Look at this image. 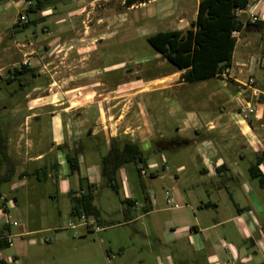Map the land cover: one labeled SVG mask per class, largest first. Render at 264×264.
<instances>
[{
	"label": "crops",
	"instance_id": "crops-1",
	"mask_svg": "<svg viewBox=\"0 0 264 264\" xmlns=\"http://www.w3.org/2000/svg\"><path fill=\"white\" fill-rule=\"evenodd\" d=\"M247 7L240 13L244 23L243 31L260 32L261 38L264 37V0H251ZM73 13L81 16L82 9ZM43 14L48 16L51 13L44 10ZM251 14L258 16L261 27L252 22ZM251 26L257 29L250 30ZM76 32L78 40L70 44L63 54H56V50L60 46L66 47V44L38 47L34 41H28L17 43L21 55L20 66L18 62H0V77L8 75V82L18 79V76H26L20 88H15L11 93V96L17 97L14 98L16 101L9 104L0 100V127L7 144L6 154L0 160V195L5 198L1 189L8 186L14 199V208L11 209H17L21 205L18 192L23 188L29 190L32 186L37 188L41 180H44L49 188L47 194L40 192L42 199L29 200V206L39 209L38 216L42 219L45 215L42 206L46 204L43 196L55 198V203L59 205L52 213L54 227L29 230V226L23 224L12 234L11 224L4 225L7 233L1 231L0 238L61 229L59 225L64 215L70 221L73 218L70 193L76 192L79 195L90 185H95L97 196L99 188L107 187L103 184L101 173L102 157L109 152L112 144L121 148L126 141H132L148 153L147 169L144 167L146 175L153 173L151 178L170 180L172 195L181 204L174 209L172 217L163 220L164 228L156 241L168 243L181 240L195 253L205 250L204 260L209 264L213 261L264 264V158L258 162L264 153V80L256 78L254 91L241 85L248 79L241 76L243 70L239 68L238 74L232 76L231 68L230 76L234 84L241 88L233 89L235 94L232 100L236 102L235 105L228 97L220 98L222 103L232 104L229 111L221 110L219 106L220 113L216 112L212 118L205 113H201V116L186 113L182 122L176 123L179 138L183 139L187 133L196 132L194 141L197 144V166L192 169L196 173V178H193L185 164L170 168L168 162L158 160V155L166 157L162 150L169 147L162 143L156 147L155 143L172 138H168L162 129L161 108L153 107L151 112L141 102L138 104L142 93L159 92L165 96L170 90L167 88L185 83L182 79L184 71L175 69L172 74L156 77L149 83H130L116 89H107L103 84L92 81L94 71H75L78 64L85 61L88 49L97 40V36L87 26L83 32ZM4 34L0 32L1 52L9 49ZM251 43L253 41L247 39L245 46L250 47L253 45ZM260 47L264 49L263 38ZM76 49L78 55L71 59L70 55ZM257 57L258 54L252 53L253 62ZM24 60L28 64L22 65ZM254 65L260 66L257 63ZM44 75L45 81L40 78ZM256 91L259 94L258 102L253 100V92ZM211 93L213 97L219 96L220 89H213ZM249 100L255 110L245 117L240 108ZM167 114L172 116L171 108H168ZM234 140L242 148L240 152L230 150ZM74 151L78 152L79 171L72 174L67 155ZM248 155L249 164L242 165ZM257 163L253 173L252 167ZM117 179L120 191L122 189L123 202L133 199L136 203L125 202L126 206L120 207L122 220H118L119 216L106 220L103 215L108 212L100 208L101 225H98L101 230L105 231L106 227H131L133 231L130 236L133 239L141 231L137 225L139 221L148 220L141 232L148 239L154 240L152 233L155 235L160 230L156 232L153 225L150 229L149 223L160 225L162 215L159 212L167 209L160 206L162 199L166 200L165 194L155 191L149 193L152 210L137 215L134 209L140 203L133 195L127 167L119 169ZM63 198L67 199L64 206L61 203ZM0 202L1 221L9 209L1 197ZM80 227L83 226L77 228ZM91 231L85 227L81 234ZM109 235L104 234L102 237L108 240ZM117 246L118 264H129L130 256L123 242Z\"/></svg>",
	"mask_w": 264,
	"mask_h": 264
},
{
	"label": "rangeland",
	"instance_id": "rangeland-1",
	"mask_svg": "<svg viewBox=\"0 0 264 264\" xmlns=\"http://www.w3.org/2000/svg\"><path fill=\"white\" fill-rule=\"evenodd\" d=\"M199 1L149 0L128 7L125 0H47L44 8L51 14L45 16L44 10L39 12L26 10V0H0V32L5 33V43L9 46L5 52H1L0 48V62L11 64L18 62L20 66L21 55L17 43L22 44L28 41H34L38 47L47 44L50 46L57 43L66 44V47L60 46L56 50V54H63L70 44L78 40L79 36L76 31L83 32V28L87 26L92 34L97 36V40L88 49L85 61L76 67V72L94 71L92 81L103 84L107 89H116L130 83H149L156 77L172 74L175 67L158 55L147 38L159 31L189 28L197 16ZM79 9H82L81 16L73 13ZM21 15H25V21L20 19ZM24 22H29V24L25 26ZM256 29V26L250 27V30ZM260 34V32L253 31L236 34L238 44L235 63L231 67L232 76H236L240 68L243 70L241 76L247 78L253 75L255 81L256 78L260 81L264 80V68L255 66L256 59L255 62L251 59L252 53L258 54L259 57L264 54V49L260 47L264 37L261 38ZM247 39L253 41L250 47L245 46ZM43 52L45 53V49ZM77 55L76 49L72 51L70 57L72 59ZM7 72L6 69L5 73ZM7 76L0 77V100L10 104L16 101L14 98H17L11 96L12 91L20 88V83L25 80L26 76H18V79L11 82H8ZM40 78L43 81L46 80L45 75ZM232 79V77L227 79L213 77L172 85L167 88L170 90L165 96L159 92H145L140 94L138 104L141 102L151 112H153V107L161 108L162 129L166 136L172 139L179 138L177 136L180 135L175 125L177 122H182L186 113L199 116L205 113L211 117L220 113L219 106L221 110L229 111L232 104L235 105L236 102L232 100L235 94L233 89L241 88L234 84ZM213 89H220L219 96H212ZM226 97L232 101V104L220 101V98L226 99ZM168 108L172 110L170 117L167 114ZM187 134L183 139L192 140L191 144L177 149H161L166 157L158 155L157 158L159 161L168 162L170 168H175L180 163L185 164L190 177L196 178V173L192 170L197 166L195 157L197 144L196 140L194 141L196 132ZM238 145L237 141H232L230 150L240 152L242 148ZM248 159L249 155L242 165H248ZM125 167L130 173L133 195L140 203L134 209L135 214H143V206L147 204L146 194L149 196V193L154 191L165 194L168 190L172 193L170 180L151 178L149 173L140 176L135 163L126 164ZM142 181L145 186H142ZM1 190L8 196H5L2 201L8 204L9 211L0 221V232L4 230V225L9 224L12 226V234L18 231L23 224L28 225L29 230L38 227H54L52 213L59 206L55 203V198L43 196L46 204L42 206V210L45 211L42 219L38 216L39 209L29 206V200L42 199L40 192L47 194L49 188L44 180H41L37 188L32 186L29 190L23 188L18 192L21 196L19 198L21 205L17 206V209H11L14 208V199H12L8 186ZM96 199L95 203L99 205V208L108 212L106 216L103 215L106 220L117 216L120 218L118 220H122L120 207L126 206L123 202L122 189L117 194L110 188L101 187ZM61 203L64 206L67 199H61ZM160 206L167 207L165 211L159 212L162 215L160 225L154 222L149 223L150 229L153 225L156 227L154 228L156 232L160 230L155 235L152 233L154 240L148 239L141 232L147 226L148 220L147 222L146 220L139 221L137 225L141 231L132 239L130 234L133 230L127 226L106 227L105 231L92 230L82 235L85 227L77 229L68 227L70 220L67 215H64L59 230L41 231L19 237L13 236V238L11 236L13 243L0 249V256L13 264H118L117 244L123 242L128 251L127 255L130 256L129 264H209L204 260L205 250L200 251V254L195 253L187 243L181 240H172L168 243L156 241L159 234H162L163 220L172 217L175 213L174 209L179 208L174 207L173 203L167 204L165 199H162ZM149 219L152 220V218ZM90 220L95 222L94 218ZM15 221L16 226H14ZM74 221L78 222L77 218ZM95 223L98 225L97 222ZM4 231L7 233L6 230ZM108 233L110 235L106 240L102 236ZM110 240L112 243H109ZM217 263L224 264L219 261H213L210 264ZM225 264H231V262H225Z\"/></svg>",
	"mask_w": 264,
	"mask_h": 264
},
{
	"label": "trees",
	"instance_id": "trees-1",
	"mask_svg": "<svg viewBox=\"0 0 264 264\" xmlns=\"http://www.w3.org/2000/svg\"><path fill=\"white\" fill-rule=\"evenodd\" d=\"M47 0H35L26 10L39 12L45 10L44 4ZM149 0H125L129 7L136 3H145ZM251 0H200L197 9V16L187 29H173L159 31L150 35L147 40L153 49L161 57L169 61L176 70L184 71L182 79L186 82L204 80L208 78H220V74L232 67L233 54L237 44V37L234 31L242 32L244 23L237 13L244 10ZM25 26L29 22L23 23ZM262 26L261 22L257 23ZM24 67V66H23ZM28 71V70H27ZM162 143L172 149L191 144L192 140L173 138L156 142ZM6 138L0 127V156L2 160L6 154ZM264 158V153L258 162ZM148 153L139 146L138 143L126 141L120 148L112 144L109 152L101 160L103 184L119 194L117 173L126 164L135 163L141 176V169L147 166ZM67 161L70 172L79 171L78 152H69ZM258 163L252 167H257ZM150 176H154L153 173ZM142 186H145L143 181ZM95 185H90L86 191L79 195L71 192V215L87 218H94L95 222L101 223V209L95 203ZM1 197V195H0ZM147 204L143 206V213L152 210L149 196L146 194ZM124 202L135 204V200L127 199ZM10 243L5 238H0V249ZM0 264H13L0 256Z\"/></svg>",
	"mask_w": 264,
	"mask_h": 264
},
{
	"label": "built area",
	"instance_id": "built-area-1",
	"mask_svg": "<svg viewBox=\"0 0 264 264\" xmlns=\"http://www.w3.org/2000/svg\"><path fill=\"white\" fill-rule=\"evenodd\" d=\"M32 0H26L25 4H26V8L32 4ZM242 10H238V14L241 12ZM20 19L25 21L26 20V17L25 15H21L20 16ZM251 20L253 23H256L258 22L259 18L257 15L255 14H251ZM238 33V31H234L233 32V35L236 36V34ZM256 63L260 66H264V55H262L261 57H258V59H256ZM28 64V61L27 60H24L22 65H26ZM229 70L230 69H226L224 70L221 74H220V78L222 79H227V78H230V73H229ZM241 73V72H240ZM255 84H256V81H255V78L254 76H249L248 79L245 81V83H241L242 86L244 87H249L250 89L252 90H256V87H255ZM253 100L258 102L259 101V94L258 92H253ZM252 100V101H253ZM251 100L249 101H246L245 104L240 108V112L241 114H243L245 117L248 116V114L254 112V106H253V103L250 102ZM146 169L145 168H142L141 169V175H146ZM165 196H166V201L168 204H171L173 203L174 207H179V204L178 202H176L175 198L173 197L172 193L168 190L166 191L165 193ZM1 199L4 200V196H1ZM78 222L74 221V220H71L69 221L68 223V227L70 228H77L78 226H84L86 227L87 229L89 230H94V231H101V228L99 225H95L94 222H92L90 219H88L85 215H81L80 217H78L77 219ZM14 224L16 225V222H14ZM8 243H11V236H7V237H4ZM217 264H220V263H217ZM225 264V263H224Z\"/></svg>",
	"mask_w": 264,
	"mask_h": 264
}]
</instances>
